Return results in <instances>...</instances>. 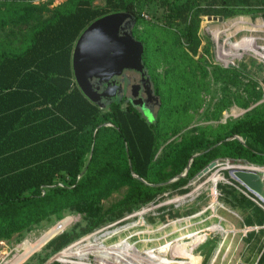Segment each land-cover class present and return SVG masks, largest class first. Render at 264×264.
Listing matches in <instances>:
<instances>
[{
	"label": "trees",
	"instance_id": "1",
	"mask_svg": "<svg viewBox=\"0 0 264 264\" xmlns=\"http://www.w3.org/2000/svg\"><path fill=\"white\" fill-rule=\"evenodd\" d=\"M2 1L0 28L11 25L22 30L30 25V31L23 34L19 49L0 43V241L40 220L49 221L53 214L60 219L63 211L93 215L96 226L118 221L153 202L166 188L186 193L182 187L214 160L264 167V103L227 124L225 132L212 140L202 133L189 134L161 146L176 132L185 113L167 90L160 93L151 70L161 101L152 121L131 102L122 108L125 96L102 107L81 93L71 67L81 32L93 21L118 12L131 14L136 25L142 24L152 0H64L52 9L28 3L31 0ZM97 1L103 4L98 6ZM160 7L158 19L167 26L177 22L182 29L174 35L160 28L148 31L172 36L193 61L201 83L209 72L206 49L194 60L201 44L200 17L264 18V0H184L174 6L164 0ZM44 12L49 15L42 17ZM141 41L142 63L149 68V45ZM231 73L232 69L216 66L212 75L215 82H227ZM190 97L187 93L176 98L184 103ZM198 153L186 170L189 159ZM119 187H125L121 199L104 210L98 206L102 196ZM254 207L261 220L256 226L261 227L264 213ZM68 242L63 235L56 249ZM257 264H264V250Z\"/></svg>",
	"mask_w": 264,
	"mask_h": 264
},
{
	"label": "rangeland",
	"instance_id": "2",
	"mask_svg": "<svg viewBox=\"0 0 264 264\" xmlns=\"http://www.w3.org/2000/svg\"><path fill=\"white\" fill-rule=\"evenodd\" d=\"M163 1L152 0L143 13L142 24L136 25L134 19L127 22L124 27L135 39L140 42L146 40L149 45L147 54L149 68L145 67L144 71L152 94L147 97L146 93L142 92L145 109L152 116H156L161 103L160 96L156 94L150 79L149 70H151L160 84V93H166L164 90H167L174 104L184 106L185 113L182 116L183 120L178 122L176 132L169 134L161 146L168 144L172 139L179 140L181 136L189 134L202 133L205 138L212 140L216 133L225 132L227 124L241 118L254 105L264 103V18L261 15H240L232 18L221 17L222 21H219L220 16L200 17L198 36L201 44L194 60H197L206 49L208 54L205 57V67L209 72V76L201 83L196 75L193 61L183 54L172 36L160 37L148 31L160 28L168 30L169 35H174L173 32L178 33L182 29L177 22L167 26L158 19L162 11L160 4ZM165 1L174 6L184 0ZM35 2H39L37 5L52 9L64 0H35ZM2 3L4 2L0 0V4ZM95 4L101 6L103 2L97 1ZM48 15L44 12L41 16ZM7 26L6 30L0 29V43L5 41L8 42L9 47L21 48L23 34L30 31V25L22 30L17 29L16 26ZM10 30L14 32L13 35H9ZM216 66L232 69L231 78L227 82L214 81L212 73ZM166 77L167 83L164 84ZM136 79H139V76L130 72H126L125 76L119 79L123 86L120 96L126 98L122 108L131 102L126 87ZM187 93L191 95L187 102L183 103L176 98L179 94ZM248 104L250 105L247 107ZM100 105L105 107L106 103L101 101ZM143 111L140 110L148 120ZM180 112L182 113V110ZM158 154L159 152L155 159L158 158ZM214 162L215 166L209 173L196 182L190 180L182 187L186 189V193L181 194L178 192L179 189L166 188L153 202L118 221L96 226L93 215L66 211L61 213L60 219L57 214H53L49 221L40 220L31 225L29 230H22L10 239L0 241V264L11 261L18 252L22 253V250L17 248L24 241H31L32 245H35L45 232L69 218L72 222L63 232L48 241L41 250L22 264H48L53 257L64 250L84 249L88 244H99L104 247L128 245L132 248L131 253L134 251L141 254L153 250L155 254L157 253L152 259L153 264H160L165 259L169 264L186 262L188 264H257L264 250V225L256 226L261 220L254 206L264 213V204L231 180L228 176L229 169H225L227 165L250 164L226 160H214ZM251 166L261 176L264 175V167ZM213 174L222 177L225 175L224 180L214 186V190L211 182L208 181ZM168 184L170 183L163 186ZM124 192L125 187L113 188L99 199L98 206L103 210L106 209L121 199ZM138 213H141V216H138ZM63 235L69 237V242L57 250L56 244ZM166 245L170 246L166 255L162 253L166 251L158 253L157 250ZM181 249L186 250L185 258L178 256ZM97 259L89 255L86 262L98 264ZM49 264L83 263L77 258L65 255L60 262L54 260Z\"/></svg>",
	"mask_w": 264,
	"mask_h": 264
},
{
	"label": "water",
	"instance_id": "3",
	"mask_svg": "<svg viewBox=\"0 0 264 264\" xmlns=\"http://www.w3.org/2000/svg\"><path fill=\"white\" fill-rule=\"evenodd\" d=\"M131 20L133 21L134 17L126 12L101 17L89 24L74 43L71 57L74 81L84 97L91 103L100 104L103 100L105 103L115 100L123 90L119 79L123 78L126 72L139 76V79L131 81L126 87L133 106L144 110L142 92H145L147 97L152 94L150 84L146 82L145 66L142 63L144 46L142 42L124 29L127 22ZM218 20L222 21V18L219 17ZM143 112L147 117H152L146 109ZM239 141L242 142L240 138ZM199 155L201 153L195 154L189 159L186 170L193 159ZM214 166L215 162L212 161L191 181H198ZM184 175L185 173L170 182L184 177ZM132 176L142 181L134 173ZM228 176L264 204L262 198L264 197V175L261 176L249 170L230 169Z\"/></svg>",
	"mask_w": 264,
	"mask_h": 264
},
{
	"label": "bare ground",
	"instance_id": "4",
	"mask_svg": "<svg viewBox=\"0 0 264 264\" xmlns=\"http://www.w3.org/2000/svg\"><path fill=\"white\" fill-rule=\"evenodd\" d=\"M225 169L249 170V171H253V172H256L259 174V172L256 171L255 169H253L251 165H241V164L227 165ZM223 177L219 176L217 174H213L209 177L208 181L211 182V184L213 186L212 190H214V186L218 185V182L224 180ZM185 196H187V195H185ZM262 198L264 200V197H262ZM137 215L141 216V213H138ZM71 222H72V219L69 218V219H66L63 222L59 223L58 226H56V227L52 228L51 230L45 232L41 236V238H39L37 240L35 245H32L31 241H28V240L24 241L17 248L18 250H22V253L19 254V252H18V254L14 255L13 259L9 262H6V264H22L25 260H27L34 253L41 250V248L43 246H45V244H47L48 241H50L52 238H54L55 236H57L58 234L63 232L66 229V226L69 225V223H71ZM182 228H184V227H182ZM131 250H132V248L128 245H124V246L123 245H116L114 247H104V246H101L99 244H97V245L88 244L84 249H77V250L73 249V251H71L70 249L64 250L63 252H60L57 256L53 257L48 262V264L52 263V261H54V260H58L60 262L65 257V255H69L70 257L77 258L79 260V262H81L83 264L84 263L89 264L88 262H86L89 255H93L95 258H98L97 259L98 264H153L152 259L155 258V255H157V253L155 254L153 250H148L144 254H141L138 252L135 253L134 251H133V253H131ZM168 250H170V246L166 245V246L159 248L157 251H158V253L161 251H166V252H162L163 254L166 255ZM178 256H180V257L183 256L185 258L186 257V250L181 249L178 252ZM164 263L169 264V263H167L166 259L163 260L160 264H164ZM183 264H188V263L186 262Z\"/></svg>",
	"mask_w": 264,
	"mask_h": 264
},
{
	"label": "flooded vegetation",
	"instance_id": "5",
	"mask_svg": "<svg viewBox=\"0 0 264 264\" xmlns=\"http://www.w3.org/2000/svg\"><path fill=\"white\" fill-rule=\"evenodd\" d=\"M118 98H120V95H118ZM104 101V100H103ZM110 102V101H109ZM139 111L140 110H142L141 108H139V107H136ZM144 110H145V107H144ZM148 118V120H150V121H152V120H154L155 119V116H152L151 118H149V117H147Z\"/></svg>",
	"mask_w": 264,
	"mask_h": 264
},
{
	"label": "crops",
	"instance_id": "6",
	"mask_svg": "<svg viewBox=\"0 0 264 264\" xmlns=\"http://www.w3.org/2000/svg\"><path fill=\"white\" fill-rule=\"evenodd\" d=\"M31 3H33L34 5H37L39 2H35V0L34 1H32ZM1 15V14H0ZM1 29V28H0ZM6 29H8V26H6L5 28H4V30H6Z\"/></svg>",
	"mask_w": 264,
	"mask_h": 264
},
{
	"label": "built area",
	"instance_id": "7",
	"mask_svg": "<svg viewBox=\"0 0 264 264\" xmlns=\"http://www.w3.org/2000/svg\"><path fill=\"white\" fill-rule=\"evenodd\" d=\"M79 177V176H78Z\"/></svg>",
	"mask_w": 264,
	"mask_h": 264
}]
</instances>
